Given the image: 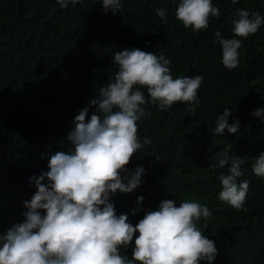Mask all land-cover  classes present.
Returning <instances> with one entry per match:
<instances>
[{
  "label": "trees",
  "instance_id": "1",
  "mask_svg": "<svg viewBox=\"0 0 264 264\" xmlns=\"http://www.w3.org/2000/svg\"><path fill=\"white\" fill-rule=\"evenodd\" d=\"M179 0H121L119 11L105 13L102 0H80L60 8L57 0H0V233L5 235L37 191L33 178L47 172L50 156L67 152L74 117L99 99V89L114 79V53L125 49L162 53L170 60L171 76H203L197 102H177L167 111L146 103L151 113L137 121L141 143L126 166L127 173L143 168L141 185L110 197L117 216L126 214L135 226L164 200L177 207L185 201L208 207L209 219L197 228L217 248L212 264H264V178L252 165L264 153V121L253 116L264 110V24L242 40L238 67L222 64V47L215 36L237 38L232 21L237 9L264 16V0H212L219 16L200 31L185 28L175 17ZM166 10V20L158 17ZM146 101L150 97L146 88ZM195 109V113L192 112ZM229 109L228 123L239 120L235 135H214L215 121ZM242 160L240 183L250 181L245 203L236 210L220 200L218 167L224 158ZM159 157V159H156ZM211 165H217L215 169ZM127 173H121L122 177ZM127 181H125L126 183ZM44 183H47L45 179ZM139 197L143 202L137 208ZM41 212V215H44ZM133 241L120 253L132 257ZM201 264H207L202 261Z\"/></svg>",
  "mask_w": 264,
  "mask_h": 264
},
{
  "label": "clouds",
  "instance_id": "2",
  "mask_svg": "<svg viewBox=\"0 0 264 264\" xmlns=\"http://www.w3.org/2000/svg\"><path fill=\"white\" fill-rule=\"evenodd\" d=\"M79 2L57 0L62 9ZM102 6L105 13H115L121 0H102ZM156 15L167 22L165 9L158 8ZM234 15L231 30L237 38L225 39L220 31L215 33L222 47V64L229 71L238 67L240 38L254 35L264 24L258 11L241 8ZM210 16H219L212 0H179L175 10L177 20L194 32L206 29ZM113 61L118 66L114 79L99 89V99L90 102L96 112L86 119L89 107H85L74 117V128L67 137L71 148L50 156L49 170L33 178L37 191L24 202V222L0 236V264H212L216 259L214 241L197 228L201 218L211 217L208 207L194 201L177 207L173 200H164L158 210L147 212L133 226L126 214L117 216L110 202L117 191L128 194L142 183L143 168L127 173L126 166L138 150L152 143L145 138L142 144L137 135V121L151 115L146 103L158 105L160 111L177 102L194 105L203 76L173 79L169 59L140 49L117 51ZM145 88L150 101L141 90ZM252 114L264 118L262 109ZM231 115L225 109L217 117L214 135L239 132V120L228 123ZM241 164V159L230 158L225 150L218 165H229L228 174L219 176L222 191L218 198L236 210L242 209L250 185L248 180L237 182L243 175ZM252 171L264 178V153L255 159ZM121 173L127 174L122 177ZM142 202L139 197L133 214ZM135 233L139 235L129 259L120 249L129 246Z\"/></svg>",
  "mask_w": 264,
  "mask_h": 264
},
{
  "label": "water",
  "instance_id": "3",
  "mask_svg": "<svg viewBox=\"0 0 264 264\" xmlns=\"http://www.w3.org/2000/svg\"><path fill=\"white\" fill-rule=\"evenodd\" d=\"M0 236H2L1 233H0ZM0 246H2V244H0Z\"/></svg>",
  "mask_w": 264,
  "mask_h": 264
}]
</instances>
